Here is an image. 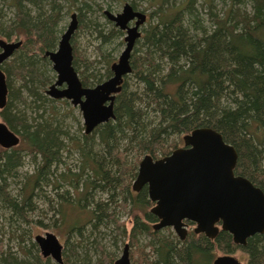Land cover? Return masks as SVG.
<instances>
[{"label":"trees","instance_id":"1","mask_svg":"<svg viewBox=\"0 0 264 264\" xmlns=\"http://www.w3.org/2000/svg\"><path fill=\"white\" fill-rule=\"evenodd\" d=\"M64 1H70L67 9L63 0H0L11 11L9 15L0 6V38L23 41L1 66L9 93L0 117L23 145L0 150V215L8 211L11 224L27 220L28 210H35V190L52 185L57 219L66 225L71 219L63 264L114 263L102 245L93 249L95 241L90 240L111 225L116 235L139 249L134 264H213L218 253L238 251L246 255L247 264H264V233L250 237L245 246L235 244L223 230L214 239L191 230L182 240L169 227L155 230L157 218L149 209L153 202L146 191H131L141 155H167L179 146L181 136L202 126L218 130L235 146V172L264 191V0H223L228 1L224 9H216L219 0H203L199 6L196 0H148L153 10L134 47L132 71L116 95L115 118L80 135L58 117L55 101L60 99L46 93L55 75L45 54L58 48L71 6L78 11V27H91L105 44L111 40L100 20L89 15L101 12L100 5ZM138 2L130 3L138 9ZM99 55L108 66L104 75L94 71L97 59L77 57L74 48L73 64L85 86L112 75L110 54ZM69 147L78 153V165L69 162L70 154L64 155ZM26 155L35 172L13 195L9 179L18 176ZM70 188L77 200H72ZM123 210L132 217L130 231L119 222ZM73 236L78 240L72 246ZM92 249L100 253L94 263ZM27 254L18 259L5 249L0 227V264H54L34 250Z\"/></svg>","mask_w":264,"mask_h":264},{"label":"water","instance_id":"2","mask_svg":"<svg viewBox=\"0 0 264 264\" xmlns=\"http://www.w3.org/2000/svg\"><path fill=\"white\" fill-rule=\"evenodd\" d=\"M107 18L123 31L126 46L111 65L112 75L94 86H85L76 70L72 37L78 28L77 12L71 14L67 29L61 35L58 48L46 52L57 74L46 93L56 99H68L78 106L86 127L92 132L99 124L115 118L114 100L121 91L125 76L132 71L131 56L146 12L126 2L122 11L105 10ZM21 40L0 38V109L8 101V84L2 64L21 46ZM21 137L4 121H0V146L19 145ZM238 151L223 135L210 126L193 129L184 135V146L170 155L154 160L150 154L139 163L133 189L139 191L148 184L149 196L156 204L151 212L159 219L154 228L173 227L181 239L188 233L187 223L196 224V233L215 238L221 230L229 232L233 241L245 246L255 234L264 233V191L246 176L235 174ZM36 242L44 257L63 264V249L56 234L37 235ZM114 264H131L130 246ZM213 264H243L238 257L217 255Z\"/></svg>","mask_w":264,"mask_h":264},{"label":"rangeland","instance_id":"3","mask_svg":"<svg viewBox=\"0 0 264 264\" xmlns=\"http://www.w3.org/2000/svg\"><path fill=\"white\" fill-rule=\"evenodd\" d=\"M83 1V0H79ZM89 1V0H88ZM68 2L70 1H64L66 5H64V9H67ZM89 2H93L96 5H100L102 10L100 12L96 11L95 13L92 12L89 15L92 17H96L98 20H100V28L103 29V32L107 35H109L111 42L110 43H103L102 40H100L97 36V32L92 30L91 27H81L79 26L76 30L75 34L72 37V45L73 49L75 48V52L77 53V57H84L87 58V60H93L95 61L97 59L96 66H94V71L98 74L101 73V75H104V73L107 70V63L105 60L102 59V57L99 55L101 54V51L106 54H110V57L112 59V62L117 61L121 52L126 46V42L124 40V37L126 35V31L121 30L123 33H118L117 29H119L114 22L110 21L106 15L105 10L111 9V11L117 13L122 11L123 6L126 2H131V0H90ZM197 5L199 6L203 0H196ZM227 3H223V0L215 1L216 9H224L227 7ZM2 5V2H0V6ZM95 5V6H96ZM196 5V6H197ZM4 4L1 6L2 9H4L5 12H8L9 15H11V11L4 6ZM137 8L139 10H144L147 15H149V12L153 10V7L149 6L148 0H140V2L137 3ZM73 12H78L75 6L70 7L69 13L65 16V19L62 23V30H66L70 20H71V14ZM148 22V20H147ZM146 26V24L143 25V27ZM142 27V30H143ZM9 40V39H8ZM11 40H15V38H12ZM100 50L99 52L97 50ZM111 62V63H112ZM51 67L52 64H51ZM54 81L57 78V74L54 71ZM49 85H51L49 83ZM49 85L45 88L47 90L49 88ZM49 96V95H48ZM31 99H29L30 101ZM55 107L56 110L59 112L58 117L61 120H64V122L70 127V131L74 133L75 135H80L85 130L84 126V120L82 113L78 106H74L71 101L66 99H60V101H55ZM20 108L23 109V106L20 105ZM25 109L27 110V113L30 115L32 111L28 109L26 106ZM49 110L47 114H51V108H47ZM0 121H3L2 117H0ZM180 138V137H179ZM181 141L178 143V145H183V136H181ZM21 142L17 147H21L23 144ZM70 147L64 151V155L67 156V154H70V163L79 164V156L78 153L75 151V149ZM1 150V148H0ZM23 152L26 153V150L22 149ZM71 152V153H70ZM144 155H141L139 159L141 160ZM139 161V160H138ZM35 172V163L32 161L30 156L26 155L25 161L23 166H21L18 169V176L16 178H10V189L13 195L18 194L21 187L26 182V177L30 176ZM133 182V181H132ZM66 188H68V185H65ZM71 189V195L72 200H77L74 195L77 196V192H75L72 188ZM62 191V190H61ZM35 195L38 193V195L33 196L31 203L35 207V210H28L27 214V220H20L14 224H11L12 220L9 217L11 214L5 210H3L2 214L0 215V227H1V239L3 240V245L5 249L10 248L11 251L15 256H17L18 259H22L27 255V250L31 249L34 250L35 253L39 255L40 258L44 259L47 257H44L41 253V250L38 246V243L36 242V236L37 235H45L47 232H52L57 235L61 243L64 245V249L66 246V241L69 236V233L67 231V226L70 224L71 219H68L67 225L63 224L61 220H58L57 215L54 208V202L56 201V195L54 191L52 190V185L49 186H41L38 189L35 190ZM45 195L46 200L44 197H41ZM85 204V203H84ZM87 205V204H85ZM10 214V215H9ZM119 222L122 224H125V227L128 231L132 228V217L128 211H121L119 216ZM110 228L101 227L98 231L94 232L93 236L90 240H94L95 244L93 245V249L97 247V245H102L104 247L105 253H108L109 255H112L111 257L116 260L118 257L121 256L125 244H129L130 246V258L132 264H134L136 261H138L140 257L139 249L135 246L131 245L129 242V239H121V236L116 235V231L114 228V225H111ZM191 230V227H189ZM174 231V230H173ZM175 233V231H174ZM116 237H118V242L115 243ZM78 240L77 236H73L70 240L71 245L73 246V243H75ZM33 244L35 247H33ZM145 242L142 240L139 241V245L143 246ZM90 250L89 255L92 257V262H96V260L99 258L100 253H97L98 251ZM220 254V253H218ZM235 255L243 262L247 263V257L243 252H236ZM90 257V258H91ZM52 263H56V261L51 258ZM112 264H114L112 262Z\"/></svg>","mask_w":264,"mask_h":264},{"label":"flooded vegetation","instance_id":"4","mask_svg":"<svg viewBox=\"0 0 264 264\" xmlns=\"http://www.w3.org/2000/svg\"><path fill=\"white\" fill-rule=\"evenodd\" d=\"M78 29V28H77ZM76 29V30H77ZM76 32V31H75ZM75 34V33H74ZM22 41V40H21ZM23 42V41H22ZM22 45V44H21ZM21 47V46H20ZM19 47V48H20ZM7 80V79H6ZM55 82V81H54ZM47 91V90H46ZM51 97V96H50ZM53 98V97H52ZM56 99V98H55ZM115 99H116V97H115ZM59 100V99H58ZM66 100H68V99H66ZM70 101V100H69ZM114 105H115V100H114ZM84 120V119H83ZM84 126H85V124H84ZM85 133H86V127H85ZM16 133V132H15ZM18 134V133H17ZM19 135V134H18ZM185 135V134H184ZM184 135H183V145H179L178 147H176L175 149H177V148H179V147H182V146H184ZM20 136V135H19ZM18 146V145H17ZM17 146H15V147H17ZM0 148H2V149H11V148H4V147H2V146H0ZM12 148H14V147H12ZM175 149H173L172 150V152L175 150ZM171 152V153H172ZM171 153H169V154H167V155H164V156H158V157H155L154 155H152V154H150V153H145L144 154V156L145 155H147V154H150L152 157H153V159L154 160H157V159H161V158H163V157H165V156H168V155H170ZM144 156H143V158H144ZM142 158V159H143ZM141 159V160H142ZM141 160H139V163L141 162ZM139 163H138V170H139ZM236 168V167H235ZM137 174H138V171H137ZM235 174H237L236 172H235ZM241 175V174H240ZM244 176V175H243ZM137 177V176H136ZM136 177H135V179H136ZM248 178V177H247ZM135 179L133 180V182H132V185H131V191L133 192V193H140L141 192V190H144V191H146V193H147V196H148V198L151 200V198H150V196H149V188H148V184H146V185H144L139 191H136V190H134L133 189V183H134V181H135ZM254 184V183H253ZM256 185V184H255ZM257 186V185H256ZM259 187V186H258ZM152 201V200H151ZM153 203H152V205L150 206V212H151V209H152V207L156 204V202H154V201H152ZM152 213V212H151ZM153 214V213H152ZM156 216V215H155ZM156 218H157V220L154 222V223H152V226H153V228H154V224L156 223V222H158L159 221V219H158V217L156 216ZM185 222L187 223V229H188V233H187V236H188V234H189V232H191V230H193L194 232H195V230H194V228H195V226H196V224L194 223V222H192V221H190V220H185ZM189 222H191V223H193V225H189ZM132 225H133V222H132ZM169 228H171L172 230H174L173 229V227H170V226H168ZM189 227H191V230L189 229ZM164 228H167V227H164ZM164 228H161V229H159V230H162V229H164ZM155 229V228H154ZM156 230V229H155ZM175 231V230H174ZM196 233V232H195ZM229 233V232H228ZM175 234H177L176 232H175ZM178 235V234H177ZM186 236V237H187ZM179 237V236H178ZM185 237V238H186ZM208 237V236H207ZM180 238V237H179ZM233 238V237H232ZM181 239V238H180ZM212 239H214V238H212ZM182 240H184V239H182ZM235 243V242H234ZM236 244V243H235ZM242 246V245H241ZM220 254H225V253H220ZM220 254H218V255H220ZM229 254H233V255H235V253H229ZM236 256V255H235ZM237 257V256H236ZM216 258V257H215ZM214 258V259H215ZM131 259V258H130ZM240 260V259H239ZM214 261V260H213ZM241 261V260H240ZM115 262V261H114ZM242 262V261H241ZM243 263V262H242ZM131 264H132V262H131ZM243 264H245V263H243ZM247 264V263H246Z\"/></svg>","mask_w":264,"mask_h":264}]
</instances>
